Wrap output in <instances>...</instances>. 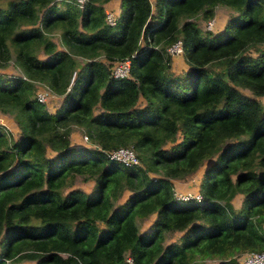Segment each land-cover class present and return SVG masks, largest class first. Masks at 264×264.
<instances>
[{
	"label": "trees",
	"instance_id": "16d2710c",
	"mask_svg": "<svg viewBox=\"0 0 264 264\" xmlns=\"http://www.w3.org/2000/svg\"><path fill=\"white\" fill-rule=\"evenodd\" d=\"M109 1L0 0V69L17 71L0 74V114L18 130L0 126V264H240L264 251V0H119L114 26ZM217 7L233 15L201 30ZM37 87L60 99L52 112ZM127 146L137 165L106 157ZM205 162L200 201L177 200L171 179Z\"/></svg>",
	"mask_w": 264,
	"mask_h": 264
},
{
	"label": "rangeland",
	"instance_id": "374dc122",
	"mask_svg": "<svg viewBox=\"0 0 264 264\" xmlns=\"http://www.w3.org/2000/svg\"><path fill=\"white\" fill-rule=\"evenodd\" d=\"M118 1L119 0H115L114 1V5L113 6H115V8L118 7ZM57 2L59 3L58 6L61 7L60 2H62V1H57ZM103 7H104V12L109 10L108 9L109 7L107 6V4H105ZM114 15L117 16V11H116V13ZM232 15H233L232 10H230L228 8H225V7H217L215 9L214 16L209 21L210 22L209 25H207L205 21L203 22L199 18H196V20H197V23H198L199 27L201 28V30L212 32V33H218L220 30H222L226 20H228L230 18V16H232ZM57 33L58 32L55 31L53 33V35L51 36L52 40L56 44L58 43ZM170 57H176V56H170ZM7 69H11V67H7ZM184 70H185L184 67L174 68L173 65H171V68H170V72H172L173 75H179V76L182 75ZM15 72L16 71H14V69H13L12 73L6 74V75L7 76L16 75L17 73H15ZM241 93H244V94L250 96L249 92L246 91V90H241ZM51 96L52 97H50L48 99V101L46 102L48 104L46 109L49 112H52L54 109H56L58 104L60 103V99H58L55 95H51ZM257 99L261 103H264V97H257ZM0 118H1L0 126H2L6 131H9V132L12 131L11 133L13 134V138L16 139L18 137V130H17V127H16L15 123L12 121L11 117L5 115V118L10 121L9 123H8V121L4 120L2 117H0ZM82 136L83 135L81 134V130H79L77 128H74L73 131L70 133L71 142L76 144V145L84 144V141H83L84 139H82ZM208 163L209 162L202 163L199 166L198 169H196L194 172H192L190 174H187L183 178L171 179L172 180V191H173L174 197H176L179 194H184L186 192H189V193H192V194L198 193V184H199V182H200V180L202 178V175H203L204 171L207 169ZM149 175H151L152 178H156V176L160 177L162 175V172L160 171L159 174H157V173L156 174L149 173ZM73 187L74 188L79 187L80 189L84 190L85 192H89V190L91 189V184L90 183H86V182L83 183V182H81L78 179L74 183ZM126 195H127V193H125V196ZM240 201H241V195L237 194L230 200V203H231V205L233 206L234 209H237L239 207ZM152 219H153V215L149 216L144 221H141V222L137 221L139 232L146 231L148 229V225L151 223ZM179 236H180V234L173 233V235L168 237L169 238L168 241L170 242V241H173V240H177ZM217 262H218V260H216V259H212V260L204 259V260H196L195 262L192 261L191 264H217ZM8 264H33V263L22 261V262H19V263H11L10 262Z\"/></svg>",
	"mask_w": 264,
	"mask_h": 264
},
{
	"label": "built area",
	"instance_id": "2783aa9c",
	"mask_svg": "<svg viewBox=\"0 0 264 264\" xmlns=\"http://www.w3.org/2000/svg\"><path fill=\"white\" fill-rule=\"evenodd\" d=\"M57 1H64L71 3L81 9L83 5L85 4L86 0H57ZM115 13L112 10H108L104 12V21L108 26H114L116 22V18L118 16L114 15ZM207 25L210 24V22H206ZM182 52L181 43L179 40L174 41L172 44H170L166 48V53L169 56H178ZM129 71V60H119L116 61L112 68H111V76L113 78H124L128 75ZM73 78V74L71 77V80ZM36 100L40 103L47 104L46 102L50 97H52V93L49 91L48 88L45 87H37V91L35 92ZM51 94V95H50ZM82 139H84V143H87L86 136H82ZM106 154V157L114 162L120 163L121 165L125 167L129 166H135L138 164L137 157L135 155V152L132 147H119L114 150H111ZM177 200L180 201H187V200H196L197 202L200 201V195L198 193L192 194L189 192H186L184 194H179L175 197ZM239 263L240 264H264V251L260 252H246L242 254L239 257ZM129 261V260H127Z\"/></svg>",
	"mask_w": 264,
	"mask_h": 264
},
{
	"label": "crops",
	"instance_id": "0c3cea01",
	"mask_svg": "<svg viewBox=\"0 0 264 264\" xmlns=\"http://www.w3.org/2000/svg\"><path fill=\"white\" fill-rule=\"evenodd\" d=\"M114 1L115 0H111V1H109V2H107V3H105V4H107V6L109 7L108 9H110V10H112L114 13H116V11H117V14L119 13V1H118V7L117 8H115V6H113L114 5ZM8 67H10V66H8ZM12 70H13V68H11V69H7V68H4V69H0V74H10V73H12ZM15 71V70H14ZM15 73H17V71L15 72ZM58 98V97H57ZM59 99V98H58ZM47 105L48 104H46L45 105V107H47ZM48 111V110H47ZM2 115V114H1ZM0 115V117H2L4 120H6V121H8V123L10 122L9 120H7L6 118H5V115L3 116H1ZM0 121H1V118H0ZM11 131V130H10ZM12 132V131H11Z\"/></svg>",
	"mask_w": 264,
	"mask_h": 264
}]
</instances>
